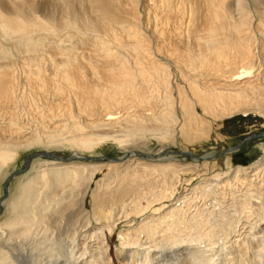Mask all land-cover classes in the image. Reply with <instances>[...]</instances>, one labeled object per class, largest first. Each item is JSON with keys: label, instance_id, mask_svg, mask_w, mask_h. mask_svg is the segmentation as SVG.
<instances>
[{"label": "bare ground", "instance_id": "6f19581e", "mask_svg": "<svg viewBox=\"0 0 264 264\" xmlns=\"http://www.w3.org/2000/svg\"><path fill=\"white\" fill-rule=\"evenodd\" d=\"M58 1L62 4L60 18L41 15L36 9L37 0H9L12 13L7 12L8 7L0 0V33L4 39L15 37L16 52L21 56L20 60L11 59L8 48L0 54V170L16 160L20 151L32 147L62 144L73 148V155L81 156L76 149L91 150L109 140L124 146L125 154L130 157L120 164H107L112 171L128 165L133 157L135 160L127 166L131 170L124 168L126 171L117 174L115 185L108 182L94 189L90 188V181L102 165L55 158H51L54 162L33 165L19 181L16 192L0 202V211L3 206L0 264L20 260L29 263L30 251L17 248L27 238L33 240L35 248L65 244V250L57 253L59 257L53 261L39 259L34 264H93L92 259L80 260L83 254L78 256V251H85L81 246L92 247V251L106 247L104 234L109 236L119 219V216L113 217L115 207L127 208L126 198L133 197L134 204L128 213L146 212L159 197L172 198L173 178H179L178 174L186 170L173 157H152L137 151L140 156L133 153L134 148L146 147L152 140H170L176 135L188 143L205 139L213 121L239 112L252 110L264 116V0H160L163 12L160 14L157 10L158 18L154 16L161 26L157 30L155 25L153 29V46V40L140 28L142 0ZM185 5H189L190 23L183 35L174 21L183 13ZM60 27L75 32L76 37L68 33L66 38L49 43L53 37L45 36L49 40L44 43L43 32L49 34L52 30L56 36L54 31ZM173 74L177 77L174 81ZM211 155L208 153L205 157ZM10 170L11 167L1 176L0 183L9 174L5 185L13 173ZM220 172L206 179L211 183L203 185V194L216 193L214 198L218 188L228 187L230 178L226 179ZM151 174L161 176V190L141 189V183ZM232 174L245 184L241 195L244 198L237 199L239 207L232 214L231 210L225 214L220 209L213 214L212 222L201 211L202 215L195 213L185 219L189 210L184 214L181 206L192 202L190 196L200 183L175 203L155 208L156 216L153 213L148 220L141 221L140 227L118 233L121 249L116 251L117 257L127 264H186L185 248L169 257L158 255L156 250L151 256L146 252L140 257L143 261L138 260L139 247L144 244L139 235L145 233L152 239L157 228L165 224L166 229L161 227L163 239L153 246L155 249L160 244H168L170 236L165 232H173L174 228L190 231L193 227L198 235L189 237L190 241H196L191 244V250L199 255L190 253L198 264H264V227L257 230L258 223H264V155L247 167L235 166ZM141 197L146 198L145 206L138 200ZM177 201L183 204L178 206ZM76 204L85 213L82 215L85 225L76 224L77 228L68 229L64 238L57 240L49 233L50 212L63 214ZM75 213L69 215L73 217ZM91 220L100 224L89 226ZM70 225L71 222V229L75 227ZM61 256L67 260H61Z\"/></svg>", "mask_w": 264, "mask_h": 264}, {"label": "rangeland", "instance_id": "374dc122", "mask_svg": "<svg viewBox=\"0 0 264 264\" xmlns=\"http://www.w3.org/2000/svg\"><path fill=\"white\" fill-rule=\"evenodd\" d=\"M150 1L146 0L144 2V0H142L141 3H139V5H140L139 6V11L141 13V16L143 17V19L141 21L143 23L140 22V25H142V24L143 25L140 26V28L142 29V32L148 37L149 40H151V39L153 40L152 43H151L152 46H153L154 42H155V40H154L155 39L154 38L155 37V33L153 32V29H154V27L156 29V26H157V30H158V27L161 26V24L157 23L156 16L158 18V13L160 11L163 12V10H162L161 6L159 5L160 4V0H155V1L152 0L151 3H150ZM2 2H3V4L6 7H8L7 8V12L12 13L11 11H9L10 10L9 0H1V3ZM37 2H38V5H37L36 9L38 10V12L41 15H44V14L45 15L48 14L49 16L50 15H52V16L56 15L55 18L56 17L60 18V16H61L60 13H62V11H61L62 10V4L59 3L60 1H58V0H37ZM185 9H186V11H185ZM157 10L159 12H157ZM183 10H184L183 13L180 16L177 17V19L174 21V23H176L175 24L176 26L178 25L177 29L179 30V32H181L183 35H186L187 32H185V31L187 30V27H188V25L190 23V9H189V5L188 6L185 5ZM150 11L152 13L149 14L150 16H148L146 13L147 12L150 13ZM161 12H160V14H161ZM143 14H145L144 15L145 18L143 16ZM154 14L156 16H154ZM152 15L154 16L153 20H151L152 19L151 18ZM183 15L185 16V18H184ZM148 17H149V23L150 24L147 21ZM180 17L183 18V20ZM179 18L181 19L182 22L180 21ZM185 19H186V21H185ZM154 20H155V22H154ZM184 21H185V26L186 27L183 26L184 25ZM144 22L147 23L146 24L147 26L145 25ZM155 23H157L159 26L157 24H155ZM186 23H188V24H186ZM151 25H154V26H151ZM143 27H145L146 29L143 28ZM151 28H152V30H151ZM61 29L63 30V32H62ZM64 29H66V28H63V27L61 28L60 27L57 30H55L54 31L55 34L57 33L56 36L54 34H52L53 33V32H51L52 30L49 32V34L52 35V36H50L46 31L45 32L47 34H45L42 31L43 32L42 35H41L42 32L40 31L41 32L40 35H41V37H43L44 43L47 40H49L48 39L49 37H53V38L52 39L50 38V40L47 41V42H49V43L51 41L52 42H57L56 40H58V39L61 40V39L66 38L67 37L66 34H68V33H70V34L72 33L71 36L76 37L77 34L75 32L74 33L73 32H69L68 29H66V30H64ZM61 32H62V34H61ZM45 36L46 37L49 36L47 38V40L45 39ZM3 39H4V36L0 33V42H2V43H0V54L2 53L3 50H7V48H8L7 51H8V54H9L10 58L12 57L11 59L20 60L21 56L20 55L18 56V52H16L17 50H16V45H15V42H14L15 41V37L14 36L13 37H9L8 39H10L11 41L8 40V39L7 40L6 39L3 40ZM14 47H15V49H14ZM174 76H175L174 74L171 76L173 81L176 80L175 78H177V77H174ZM254 112L255 111H252V110L247 111V112H239L237 114L235 113V114H233L231 116H227V117H225L224 119H222L220 121H215V122L213 121L210 124V126H209L208 137L205 138V139L196 141V142L188 143V142L183 140L182 136L176 135L174 138H171L170 140L168 139L166 141H161V142H158L156 140H152L151 143L148 144L146 147L134 148L136 151L143 152L144 154H149L152 157H154V156L160 157V158L163 157V156L173 157V158L176 159L175 163L177 165L181 166L182 168L186 169V170L181 171L178 174L179 178H177V177H176V179L173 178V183L175 182V184H174L175 185L174 186V188H175L174 191L175 192H174V194H172V196H171L172 198L168 197L170 199H168V198H166V199L164 198L163 199V198L159 197L158 200H154V201H156V203L152 201V203H154V204L151 203L150 205H152V206L149 205L150 208L147 207V209L144 210L146 212L143 213V211H142V214H141V212L135 213V214H133L134 216L132 214L128 213L129 209L131 208L130 205L134 204L132 202L133 199H134L133 197H127L126 198L125 206H127V208L126 207L122 208L121 205L119 207H115L116 209L115 208L114 209L116 211L113 209L115 211V212H113L114 213L113 217L117 218L119 216V219L117 218L116 221L114 222V224L112 223L113 227H114L113 230L114 229H116V230H114V231L112 230V232H111V234H109V236L106 235V233L104 234V237L106 238L105 239V246L106 247L103 248V249H96L97 252H96V250H94L95 253H96V256H95V253L94 254L92 253V252H94V251L91 250V249H93L92 247H91V249H88L90 247L86 248L87 246L86 247H84V246L82 247L81 246V248L82 249L84 248L85 251L84 252H81L82 250L78 251V254H77L78 256L80 254H83L80 257V260L82 259V260H85L87 262H90V260L92 259L93 260V264L94 263H96V264H127L126 260L118 258L117 255H116L117 254L116 251L121 249V244H120V241H119V238H118L117 234L118 233L119 234L120 233H124L128 229H132V228L136 229V228L140 227L141 221L143 223L144 221H146V219L148 220V217L150 218L151 215L153 216V213H155L154 216H156L158 211H154L155 208H159V207L162 208L164 206L166 207V206H169L170 204L175 203L177 198L183 196L185 193L186 194L190 193L191 192V188L198 187L200 185V183H201L200 187H198L194 191V194H192L190 196V200H192V202L187 203V205H186V203L185 204L182 203L183 204L182 205L181 204L182 201H179V202L177 201V203H176V205H178V206L182 205L181 207L184 208L183 210L185 211V212L183 211L184 214L189 210L186 213V215H184V217L186 216L185 219H188V217L191 218L193 215H195V213H200L201 214V211L203 212L202 214H205L204 216H206L208 214L206 217L209 216L208 218L209 219L211 218L210 220L212 222H214V220H212L213 214L214 213L217 214L220 211V209L222 211L224 210L225 212L224 211L223 212L225 214H230V213L232 214L234 212V210L239 207V202L237 201V199L244 198L241 195L243 194V191L245 190V184L240 183L241 181L233 176V174H232L233 168L235 166H237V165H239L241 167H247L250 164L258 161L264 155V116L262 114L260 115V113H258V112H255V113ZM197 113L201 114L202 111L199 108H197ZM34 124L35 123L32 124L33 125V129L35 128ZM253 134H255V137L251 138L250 140H247V141L243 142L240 147L235 149L236 146H238L245 138H247L248 136L253 135ZM115 142L116 141H114V140H109V141L100 143L99 145L98 144L95 145V147H93L91 150L76 149V150H78V152L80 153L81 156L90 157V158H94V159L96 158L97 159L96 161H89V160H83V161L80 160V161H78L77 160V162H82V163H85V164H88V165H92L94 163L98 164V165H102L100 170L94 171L93 179H92V181H90V188L91 189H94V188H96L98 186H102V185H104V184H106L108 182H110L112 185H115L118 182L117 179L119 177V176H117V174H119L121 172H124V171H126L128 169L131 170L130 169L131 167H129L127 169V166L130 165L131 162L135 160L134 157L130 159L131 161H130V163H127L128 165H126V166L125 165H123V166L120 165L117 168L118 169L117 171H112L111 167L107 166V164H109L111 162H113V164L114 163L120 164L121 162L122 163L126 162V160L130 158L128 156V158L126 157V158L122 159V161H119V162H117V160H115V159H118V158L124 156L125 153H127V150L125 149L124 146H121L120 144H118L117 142L115 143ZM68 147L69 146H67V145H62V144L59 145L58 144V145H55V146H36V147H32V148L27 149V150H22L18 154L16 160L11 161V163H9V164L7 163V166H5L3 169L0 170V178H1L2 175L5 174L6 170L8 171V169L10 167H11V170L9 171V173H12L14 171H18V170L22 169L23 165H24V161H25L26 157L30 153L48 151V152L53 153L54 155H59V156L72 155L73 148H71V147L68 148ZM180 151L191 152L194 155V157H197V158L205 156L208 153H212L213 157L209 158V159H204L203 158V159H200V160L197 161L196 159H193L192 157L184 155V154H181V155L175 154V153H178ZM140 160L141 161H146L145 159H142V158ZM45 162H49L50 163V162H54V160H51L49 158H43V157H35V158L31 159V161L29 162L28 169H26L23 172L16 173L9 180V183L7 185V194L6 195H5L4 180L7 178V176L9 174L4 178V180H1V183H0V193H1L0 202L5 200L10 194H13L14 192H16V189H17L19 181L21 180L22 177L26 176L30 172V170H32L33 165H37L39 163H45ZM68 162H72V161H68ZM204 162H207L208 165L207 166L202 165V163L204 164ZM65 163H67V162H65ZM103 164H105V165H103ZM198 165H199V168H197ZM201 165H202V167H201ZM203 171H205L206 174ZM87 172H89V170ZM217 172L222 173L223 174L222 176L226 177V179L230 178L229 179L230 187H229V184H228V187H226L227 185H225L221 189L218 188L216 190L217 195L214 196V198H213V195L216 194V193L210 192V194L208 193V195L207 194H203V192H202L203 188L202 187H204L205 185L211 183V182L206 181V179L207 180L210 179L213 176V174H215ZM156 175L157 174L148 175L149 177H147V178H149V179L146 178L145 179L146 182L145 183H143V182L141 183V184H143V185H141V189L143 191H148L151 188H154L153 190H155V191L156 190L157 191L161 190V188H162L161 187L162 183H161V178H160L161 176L158 177V175L157 176ZM149 181H151V183ZM169 181L170 180L168 179V182ZM212 183L213 184L215 183L214 180L212 181ZM232 183H235V184H232ZM233 185L235 187L234 188L235 191H237L238 187L241 190L238 189V191L236 193H234L235 191L233 190ZM242 186H243V188H241ZM231 187H232V189H231ZM224 188H225L226 192L223 190ZM208 189L209 188L207 187L206 191ZM222 191H224L225 193H223ZM232 191H233V193H232ZM262 191L264 192V190H262ZM208 192H209V190H208ZM221 193H223V194L221 195ZM218 195H220V196L218 197ZM148 196H150V195L147 194V197ZM194 196H195V199H192V197L194 198ZM221 196H223L222 197L223 199L221 198ZM235 196H236V198H235ZM232 197H233V199H232ZM215 198H217V199H215ZM87 200H89V197H87ZM130 200H131V202H130ZM138 200H139V202H141L142 205L144 204L143 206L146 205V198L145 197H141ZM218 201H220V203ZM234 202H235V204L233 205ZM229 204H230V206H229ZM87 205L88 204L86 202L85 206H86V209L88 210L89 207ZM161 205H163V206H161ZM184 205H186V206L184 207ZM74 206L75 207L72 208L73 210L71 208L66 210V213L68 215L66 213H63V214H61V213H53V214H51V212H50V215H51V219L50 220L51 221H49L50 222L49 233H51V235H54V237H56L57 240L63 239L68 229H70L72 231V230H74V228H77L78 226L80 227L81 225H85V223H86L84 221L85 217L82 218V215L84 216V214H85L84 211L81 209L79 204H76ZM128 206H129V208H128ZM227 206H229V207H227ZM218 207H219V209H217ZM77 208H79L80 210L77 209ZM124 208L127 209V211ZM227 208L228 209L230 208V209L228 210ZM1 209L3 210V206L2 205H1ZM122 209H123V211H122ZM185 209H187V210H185ZM198 209L200 210V212L198 211ZM2 210L0 211V214H2ZM230 210H231V212H230ZM74 211L75 212L78 211V212L75 213ZM72 213L76 214V215L73 214L75 216V218H74V216L73 217L70 216ZM126 214H128V216L129 215L130 216L129 217L125 216ZM64 215H65V217H67V219L64 217ZM189 215H191V216H189ZM122 216H123V218H122ZM126 217L128 219H126ZM68 219H71V220L74 219V221L73 220L69 221ZM75 219H76V222H75ZM96 221L97 220H91V223H89V226L90 225H95V226L99 225L100 222L99 221L96 222ZM131 221H133V223H130ZM70 222H71L70 226H74L75 225V227H72V229L69 227ZM127 222H129V223H127ZM212 222H210V223L213 224ZM73 223H74V225H72ZM96 223H97V225H96ZM126 223H127V225H125ZM262 223L261 222L258 223V224H260V226L258 227L259 229H257V230H260L261 227L262 228L264 227V225H263L264 223L263 224ZM179 225L183 226V224H179ZM161 227H162V229H166L165 228L166 227L165 224H163ZM161 227L157 228L158 230H156L157 233H155V237H154L155 239L154 238L151 239L145 233H144L145 235L141 234L143 232L139 233V234H141V235H139V237H141L140 238V242H144V244L141 247H139V253L137 254V257H138L139 261H143V259H140V257H142L146 252H149V255L151 256V255H153V253L156 250L158 255H162L163 257L164 256L165 257H169L170 255H172L173 252L179 251V250H182V249L185 248V250H183V251H184V255L186 257L185 260L187 261L186 264H198L199 263V261L197 259L194 260V257L190 253V251H194V250H191V249H193V247H191V244H193V243L195 244L196 241L195 242L194 241H190L191 239L189 237L191 235L194 236V237L196 235H198L197 231H195L193 227H192L193 229L190 228L191 233H190V231H188L189 229H187L186 231H181L180 232L178 230L175 231L176 228H174L173 232L172 231L165 232V233H167L170 236V240L168 242H166L168 244H160L161 246H159V247H157V249H155L153 246L158 241H161L160 239H163L161 235L164 234V233H161V232H163ZM38 231L40 232V229ZM194 233H196V235H194ZM41 234L42 233L40 232L39 235L41 236ZM172 234H173V236H172ZM173 239L177 243H172L174 241ZM181 239H182V242L180 241ZM153 240H154V242H153ZM146 242H148V243H146ZM179 242H180V244H178ZM22 243H23V245L20 246V247H17V248L18 249L26 248V249H28L30 251V256H29V259H28L29 263H25V261L20 262L21 261L20 260L19 262L18 261H13V262L12 261L11 262L8 261L7 264H34V262L39 260V259L44 261V262L53 261L54 259L59 257L57 253H59V252L62 253L65 250V246H64L65 244H63V243H62L63 246L59 245V244H56V246L54 245V247H44V248H41V247H38V248L36 247L35 248L33 246L34 242L30 238H27V240H23ZM149 243H150V245H149ZM219 243H220V241L218 242V244ZM179 245H183V247L182 246L179 247ZM201 245H204V244H201ZM144 248H146V249H144ZM216 249H218V248H216ZM194 252H195V255H197V256L199 255V253L196 250ZM85 253H86V255H85ZM83 256H85V257L88 256V257L84 258ZM96 257L98 258L97 261H96ZM64 259L67 260L65 256H61V260H64ZM139 261H137V262H139ZM129 262H130V260H129Z\"/></svg>", "mask_w": 264, "mask_h": 264}, {"label": "water", "instance_id": "95a60500", "mask_svg": "<svg viewBox=\"0 0 264 264\" xmlns=\"http://www.w3.org/2000/svg\"><path fill=\"white\" fill-rule=\"evenodd\" d=\"M255 137V134L253 135H250L248 136L247 138H245L238 146H236L235 149H237L238 147H240L242 145L243 142L247 141V140H250L251 138ZM233 150V149H232ZM134 154H137V155H140L137 151H134L133 152ZM175 154H178V155H181V154H184V155H187V156H190L192 157L193 159H196V160H200V159H209V158H212L213 156H208V157H205V156H202V157H194V155L191 153V152H186V151H180L178 153H175ZM128 155L125 154L124 156L118 158V159H115L117 161H119L120 159H123V158H126ZM143 156V155H142ZM35 157H43V158H55V159H58L59 161H70V160H89V161H96L97 159L95 158H90V157H84V156H75V155H68V156H59V155H54L53 153L51 152H48V151H44V152H33V153H30L25 161H24V165H23V168L18 170V171H14L10 177L5 181V186L7 185V182H9V180L11 179V177H13L16 173L18 172H22V171H25L28 166H29V162L31 161V159L35 158ZM99 159V158H98ZM113 160V159H112Z\"/></svg>", "mask_w": 264, "mask_h": 264}]
</instances>
